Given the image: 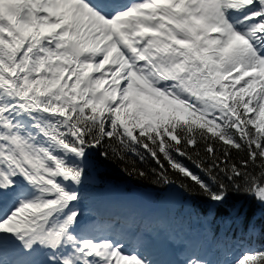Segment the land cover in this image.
<instances>
[{
  "label": "snow or ice",
  "instance_id": "snow-or-ice-1",
  "mask_svg": "<svg viewBox=\"0 0 264 264\" xmlns=\"http://www.w3.org/2000/svg\"><path fill=\"white\" fill-rule=\"evenodd\" d=\"M105 161L178 203L90 208ZM257 241L264 0H0V264H264Z\"/></svg>",
  "mask_w": 264,
  "mask_h": 264
},
{
  "label": "trees",
  "instance_id": "trees-1",
  "mask_svg": "<svg viewBox=\"0 0 264 264\" xmlns=\"http://www.w3.org/2000/svg\"><path fill=\"white\" fill-rule=\"evenodd\" d=\"M129 159H133L136 161L137 165L142 167V168H150L153 166V162L150 161V158H148V163H145V164H141L140 161H139V158L138 157H135V156H129L128 157ZM186 162V161H185ZM124 165L123 163L121 162H108V161H105L103 162V164L98 168L100 171H99V176L100 178L102 179V176H124L128 179H131L134 183L140 185V186H144L146 189H151V190H154L156 193L158 194H162L163 192H159L157 191L156 189H154V187L152 186H149L146 182L144 181H141V180H138L136 179L135 177H129L127 175H125L123 172H121V168H123ZM105 171L108 172V174H105ZM103 180V179H102ZM101 180V181H102Z\"/></svg>",
  "mask_w": 264,
  "mask_h": 264
},
{
  "label": "rangeland",
  "instance_id": "rangeland-1",
  "mask_svg": "<svg viewBox=\"0 0 264 264\" xmlns=\"http://www.w3.org/2000/svg\"><path fill=\"white\" fill-rule=\"evenodd\" d=\"M165 248H167V246L165 247ZM178 248H176V250H177Z\"/></svg>",
  "mask_w": 264,
  "mask_h": 264
}]
</instances>
